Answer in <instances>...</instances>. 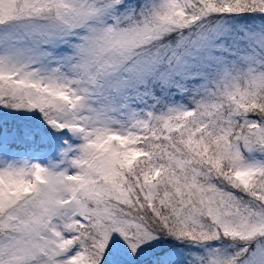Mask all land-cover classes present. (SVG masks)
I'll list each match as a JSON object with an SVG mask.
<instances>
[{"label":"snow or ice","instance_id":"6c2138e0","mask_svg":"<svg viewBox=\"0 0 264 264\" xmlns=\"http://www.w3.org/2000/svg\"><path fill=\"white\" fill-rule=\"evenodd\" d=\"M0 264H264V0H0Z\"/></svg>","mask_w":264,"mask_h":264}]
</instances>
